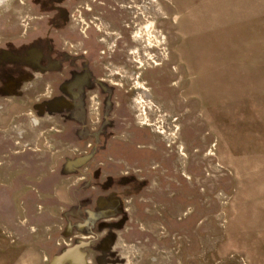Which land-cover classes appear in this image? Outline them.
I'll return each instance as SVG.
<instances>
[{
	"label": "rangeland",
	"instance_id": "rangeland-1",
	"mask_svg": "<svg viewBox=\"0 0 264 264\" xmlns=\"http://www.w3.org/2000/svg\"><path fill=\"white\" fill-rule=\"evenodd\" d=\"M264 264V0H3L0 264Z\"/></svg>",
	"mask_w": 264,
	"mask_h": 264
},
{
	"label": "bare ground",
	"instance_id": "bare-ground-1",
	"mask_svg": "<svg viewBox=\"0 0 264 264\" xmlns=\"http://www.w3.org/2000/svg\"><path fill=\"white\" fill-rule=\"evenodd\" d=\"M3 2V0H0V4Z\"/></svg>",
	"mask_w": 264,
	"mask_h": 264
},
{
	"label": "water",
	"instance_id": "water-1",
	"mask_svg": "<svg viewBox=\"0 0 264 264\" xmlns=\"http://www.w3.org/2000/svg\"><path fill=\"white\" fill-rule=\"evenodd\" d=\"M75 263V261H73V264Z\"/></svg>",
	"mask_w": 264,
	"mask_h": 264
}]
</instances>
